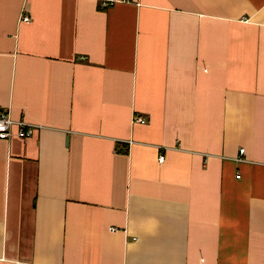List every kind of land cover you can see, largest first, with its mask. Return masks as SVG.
Returning a JSON list of instances; mask_svg holds the SVG:
<instances>
[{
  "label": "crops",
  "instance_id": "1",
  "mask_svg": "<svg viewBox=\"0 0 264 264\" xmlns=\"http://www.w3.org/2000/svg\"><path fill=\"white\" fill-rule=\"evenodd\" d=\"M1 111L0 264H264V0H0Z\"/></svg>",
  "mask_w": 264,
  "mask_h": 264
},
{
  "label": "built area",
  "instance_id": "2",
  "mask_svg": "<svg viewBox=\"0 0 264 264\" xmlns=\"http://www.w3.org/2000/svg\"><path fill=\"white\" fill-rule=\"evenodd\" d=\"M30 18L29 16H24L23 20L28 21ZM133 121L143 123L145 122V119L140 116H135L133 118ZM14 124V121L12 118L5 112H0V139H6L10 136H12V126ZM18 130L16 132V135L20 138H25L31 135V131L29 129L24 128L23 122H18ZM239 152H243V148H240ZM164 158L163 155H160L158 157L159 161H162ZM239 177V175H237ZM110 230H114L113 227L109 228Z\"/></svg>",
  "mask_w": 264,
  "mask_h": 264
}]
</instances>
